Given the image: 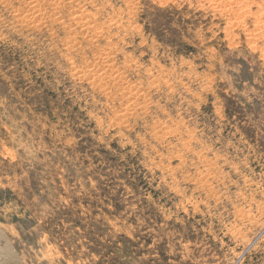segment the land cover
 Returning a JSON list of instances; mask_svg holds the SVG:
<instances>
[{"label":"rangeland","instance_id":"rangeland-1","mask_svg":"<svg viewBox=\"0 0 264 264\" xmlns=\"http://www.w3.org/2000/svg\"><path fill=\"white\" fill-rule=\"evenodd\" d=\"M0 264H264V0H0Z\"/></svg>","mask_w":264,"mask_h":264},{"label":"bare ground","instance_id":"bare-ground-1","mask_svg":"<svg viewBox=\"0 0 264 264\" xmlns=\"http://www.w3.org/2000/svg\"><path fill=\"white\" fill-rule=\"evenodd\" d=\"M6 3H7V2H6ZM34 4H35V3H34ZM55 4H56V3H55ZM55 4H54V5H55ZM32 5H33V4H32ZM57 5H58V4H57ZM57 5H55V6H57ZM55 6H54V7H55ZM66 6H67V5H66ZM63 7H64V6H63ZM58 8H59V7H58ZM64 9H65V8H64ZM26 12H27V11H26ZM24 14H25V13H24ZM40 14H41V13H40ZM57 16H58V15H57ZM85 19H86V18H85ZM73 20H74V19H73ZM75 20H76V19H75ZM112 21H113V20H112ZM76 23H77V22H76ZM78 24H79V22H78ZM72 27H73V25H72ZM105 53H106V52H105ZM94 55H95V54H94ZM106 64H107V63H106ZM111 64H112V63H111ZM98 66H99V65H98ZM90 69H91V68H90ZM105 71H106V70H105ZM92 77H93V76H92ZM90 79H91V78H90ZM96 82H97V81H96ZM123 111H124V110H123ZM203 180H204V179H203Z\"/></svg>","mask_w":264,"mask_h":264}]
</instances>
